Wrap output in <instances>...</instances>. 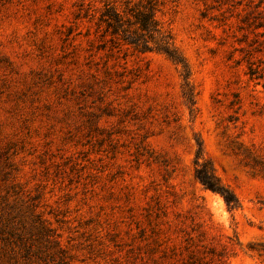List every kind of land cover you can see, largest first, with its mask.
Segmentation results:
<instances>
[{
    "label": "rangeland",
    "instance_id": "rangeland-1",
    "mask_svg": "<svg viewBox=\"0 0 264 264\" xmlns=\"http://www.w3.org/2000/svg\"><path fill=\"white\" fill-rule=\"evenodd\" d=\"M162 1L186 68L98 51L77 0H0V264H264L260 0Z\"/></svg>",
    "mask_w": 264,
    "mask_h": 264
},
{
    "label": "trees",
    "instance_id": "trees-1",
    "mask_svg": "<svg viewBox=\"0 0 264 264\" xmlns=\"http://www.w3.org/2000/svg\"><path fill=\"white\" fill-rule=\"evenodd\" d=\"M162 6V0H77L75 21L77 24L87 22L91 28L94 27L95 33L104 41L98 51L102 50L108 56L113 55L116 49L118 52L126 51L125 57L130 52L132 56L156 52L186 68L174 46L173 36L158 19ZM256 9V18H261V21L250 22L248 17H244L242 22L253 30L264 29V0H260ZM86 36L91 41L90 31ZM109 42L111 47L107 46ZM249 74L252 78L256 74L255 69L249 67ZM196 166V178L206 190L219 194L230 210L239 207L234 193L221 184L211 166L207 163L200 165L199 158Z\"/></svg>",
    "mask_w": 264,
    "mask_h": 264
}]
</instances>
